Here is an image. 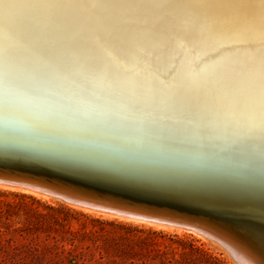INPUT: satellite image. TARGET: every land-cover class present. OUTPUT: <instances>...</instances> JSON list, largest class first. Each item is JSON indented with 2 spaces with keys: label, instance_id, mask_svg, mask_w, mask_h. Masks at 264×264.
<instances>
[{
  "label": "snow or ice",
  "instance_id": "snow-or-ice-1",
  "mask_svg": "<svg viewBox=\"0 0 264 264\" xmlns=\"http://www.w3.org/2000/svg\"><path fill=\"white\" fill-rule=\"evenodd\" d=\"M45 10L44 19L39 17ZM0 160H66L86 175L174 169L162 193H231L217 206L264 237V0H0ZM105 129L199 151L127 167L73 161L31 137ZM207 149L231 158L209 164Z\"/></svg>",
  "mask_w": 264,
  "mask_h": 264
},
{
  "label": "bare ground",
  "instance_id": "bare-ground-1",
  "mask_svg": "<svg viewBox=\"0 0 264 264\" xmlns=\"http://www.w3.org/2000/svg\"><path fill=\"white\" fill-rule=\"evenodd\" d=\"M22 3H106L111 0H17ZM162 2V0H143ZM47 13L40 10L39 17ZM6 41L0 34V50ZM27 122L17 128L5 126L3 95L0 93V144L9 139L26 137ZM37 144L71 157L73 161L127 167L139 161L171 160L178 153L197 152L194 144H161L154 139L138 141L131 132L105 129L81 134L65 131L54 135L31 137ZM209 164L219 165L231 158L229 150L207 149ZM174 169L159 167L150 174L125 170L103 175H86L66 160L17 161L0 160V183L24 186L46 194L62 196L67 201L149 222L181 226L216 238L227 246L239 264H264V237L259 230L241 231L236 227L237 217L228 215L217 205L231 198L226 191L206 195L180 192L162 193L157 186L178 179Z\"/></svg>",
  "mask_w": 264,
  "mask_h": 264
},
{
  "label": "rangeland",
  "instance_id": "rangeland-1",
  "mask_svg": "<svg viewBox=\"0 0 264 264\" xmlns=\"http://www.w3.org/2000/svg\"><path fill=\"white\" fill-rule=\"evenodd\" d=\"M0 264H239L216 238L0 183Z\"/></svg>",
  "mask_w": 264,
  "mask_h": 264
}]
</instances>
